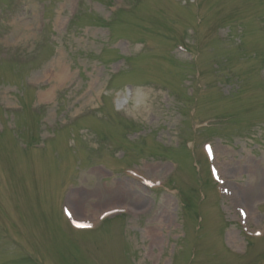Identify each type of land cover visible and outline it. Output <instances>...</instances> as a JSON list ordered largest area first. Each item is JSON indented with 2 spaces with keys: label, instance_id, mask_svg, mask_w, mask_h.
I'll return each mask as SVG.
<instances>
[{
  "label": "rangeland",
  "instance_id": "obj_1",
  "mask_svg": "<svg viewBox=\"0 0 264 264\" xmlns=\"http://www.w3.org/2000/svg\"><path fill=\"white\" fill-rule=\"evenodd\" d=\"M0 264H264V0H0Z\"/></svg>",
  "mask_w": 264,
  "mask_h": 264
},
{
  "label": "bare ground",
  "instance_id": "obj_2",
  "mask_svg": "<svg viewBox=\"0 0 264 264\" xmlns=\"http://www.w3.org/2000/svg\"><path fill=\"white\" fill-rule=\"evenodd\" d=\"M46 93V92H45Z\"/></svg>",
  "mask_w": 264,
  "mask_h": 264
}]
</instances>
